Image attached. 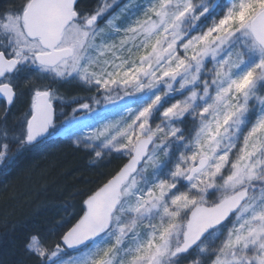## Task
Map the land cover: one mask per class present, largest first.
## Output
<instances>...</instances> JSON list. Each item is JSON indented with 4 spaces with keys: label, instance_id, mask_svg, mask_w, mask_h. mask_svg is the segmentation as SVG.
<instances>
[{
    "label": "snow or ice",
    "instance_id": "snow-or-ice-1",
    "mask_svg": "<svg viewBox=\"0 0 264 264\" xmlns=\"http://www.w3.org/2000/svg\"><path fill=\"white\" fill-rule=\"evenodd\" d=\"M53 135L108 170L10 264H264V0H0V164Z\"/></svg>",
    "mask_w": 264,
    "mask_h": 264
},
{
    "label": "trees",
    "instance_id": "trees-1",
    "mask_svg": "<svg viewBox=\"0 0 264 264\" xmlns=\"http://www.w3.org/2000/svg\"><path fill=\"white\" fill-rule=\"evenodd\" d=\"M23 104L22 107H24ZM20 115V113L17 114V116ZM61 148V146L54 148L44 146L36 151L27 152L24 158L19 160L21 169L27 168L26 160L28 157H36L37 173L35 171L34 175L42 173L37 176H29L27 181H22L23 177H16V183L11 181L6 184V188H3L4 193L10 188H15L16 192H21L22 189L33 193L37 188L43 191L47 190L49 194L51 190L48 191V188L52 189V185H54L55 188L61 190L60 194L66 193L68 195V192H71L70 195H72L77 190L95 188L102 182L104 177H101L99 173L108 169H96L88 166V156L84 152L75 149L65 151ZM49 149L51 151L48 153ZM56 152L57 154L54 155ZM41 153L42 156L44 153L49 156L40 160ZM13 167V171L16 172L15 165ZM1 179L2 177H0V187L5 182L10 181ZM33 197L34 195L31 198ZM62 199L60 201L58 199L59 206H56L58 202H55L54 206H4L0 204V258H5L6 263L10 264L13 258L19 255L20 245L28 234L34 231L36 227L47 225L50 220L58 219L57 213L62 211L60 205L65 201L74 202L73 196L68 195Z\"/></svg>",
    "mask_w": 264,
    "mask_h": 264
},
{
    "label": "rangeland",
    "instance_id": "rangeland-1",
    "mask_svg": "<svg viewBox=\"0 0 264 264\" xmlns=\"http://www.w3.org/2000/svg\"><path fill=\"white\" fill-rule=\"evenodd\" d=\"M22 103H24V102L17 104L16 109L14 110L15 115L20 113V112L25 111V108L21 106ZM74 138H75L74 136L65 137V136L53 135L47 141H45L43 144L38 146L37 148L29 150V151H24V152L18 154L15 159L9 160V161L4 162L3 164H0V173H2L1 171H3V170H5L6 172L7 171L10 172L11 169L12 170L14 169V167H13L14 165L16 167V172H15L16 176L12 180L5 182V184L1 185V187H0V194H1L0 195L1 196L0 204L4 205V206H54L55 202H52L51 198L54 199L56 202H58L57 198H59V201H60L62 198H65V196L67 197L69 195L72 197V195H70L71 192H68V195H66L65 192H63L65 194H60L61 190L58 189L57 187L55 188L54 185H52V189L48 188V191L51 190L49 192V194H48L47 190L43 191V190H39L37 188L33 191V193H31L30 191H23L22 189H21V192H16L15 188H10L8 191H6V193H4L3 188L4 187L6 188V184L10 183L11 181H15V183H16V177H19V176L21 178L23 177L22 181H24V180L27 181V178L29 176H32V175L37 176V175L42 173V172H40V173L34 175L35 169L32 171H28V168H25V170L21 169L20 170L21 174L19 172H17L18 167L20 166L19 160L24 158V156L27 152L36 151V150H38L44 146H46V147L48 146V148H52V147L54 148V147H60L61 146L62 147L61 150L65 149V151H68V149L77 150L72 145V139H74ZM50 151L51 150L49 149L48 153ZM56 154H57V152L54 155H56ZM40 156H41L40 157V160H41V158L44 159L49 155L44 153V155L42 156V153H41ZM40 160H38V161H40ZM88 161H89V157H87V162ZM87 164L89 166V163H87ZM42 189H44V188L42 187ZM32 195H34L33 198H31ZM56 206H59V202ZM46 222H47V220H46ZM0 264H7L5 261V258H2V257L0 258Z\"/></svg>",
    "mask_w": 264,
    "mask_h": 264
},
{
    "label": "bare ground",
    "instance_id": "bare-ground-1",
    "mask_svg": "<svg viewBox=\"0 0 264 264\" xmlns=\"http://www.w3.org/2000/svg\"><path fill=\"white\" fill-rule=\"evenodd\" d=\"M23 104V103H22ZM23 106H24V108H25V110H26V108H27V103H25L24 102V104H23ZM24 112V111H23ZM23 112H20V114H22ZM15 116H17V114L15 115ZM18 117V116H17ZM26 160V159H25ZM26 163H28V164H26V166H27V168H28V171H32V170H34L35 169V171H36V173H37V170H36V168H37V159H36V157H34V158H32V157H28V159L26 160ZM36 163V164H35ZM36 166V167H35ZM21 165L18 167V171L17 172H19L20 174H21V172H20V170H21ZM25 168V167H24ZM23 170V169H22ZM2 173H0V177H2V179L1 180H11V179H13L14 178V176H15V172L11 169V171L9 172V171H5V170H3V171H1ZM4 183V182H3ZM57 199H59V198H57ZM51 201L52 202H56L54 199H52L51 198Z\"/></svg>",
    "mask_w": 264,
    "mask_h": 264
}]
</instances>
